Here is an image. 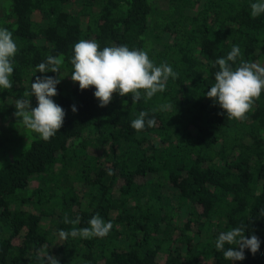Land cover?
<instances>
[{"label": "trees", "instance_id": "obj_1", "mask_svg": "<svg viewBox=\"0 0 264 264\" xmlns=\"http://www.w3.org/2000/svg\"><path fill=\"white\" fill-rule=\"evenodd\" d=\"M252 2L0 0V28L13 32L19 49L10 79L61 78L52 99L66 112L53 138L32 140L0 167V264H39L43 246L59 264H264V90L243 121L229 120L206 96L219 70L213 64L233 45L245 61L264 65V14L253 18ZM81 39L144 49L179 77L147 102L114 93L101 108L94 87L65 83ZM61 54L59 74L36 72ZM29 88L15 92L34 105ZM5 91L0 113L15 110L6 108ZM167 102L171 110L152 113ZM140 111L156 125L138 133L131 122ZM97 213L113 224L106 237L60 240L59 230L73 227L65 215L79 216L83 228ZM241 223L260 249L227 261L215 240Z\"/></svg>", "mask_w": 264, "mask_h": 264}, {"label": "clouds", "instance_id": "obj_2", "mask_svg": "<svg viewBox=\"0 0 264 264\" xmlns=\"http://www.w3.org/2000/svg\"><path fill=\"white\" fill-rule=\"evenodd\" d=\"M250 10L253 18L264 14V0H254L250 4ZM18 50L13 32L7 28H0V89L10 90L13 87L10 77L14 72V58ZM63 63L62 54L48 55L44 62L36 66V72L59 74ZM70 63L73 67L71 80L79 84L81 91L94 87L96 89L94 97L99 101L101 108L112 102L114 93L121 97L131 94L132 104L142 99L147 102L157 93L166 90L170 78L176 80L179 77V73L166 61L157 66L144 49H130L127 45L101 49L94 39L79 40L73 46ZM217 65L219 70L215 73V83L206 92L207 98L217 103L229 120H246L247 114L264 90V65L245 61L238 45H233L226 57L216 59L213 67ZM60 82L61 78L37 76L35 81L31 82L30 92L25 93L26 96L36 98V107L33 108L30 99L25 98L17 99L14 103L16 111L13 115L27 130L38 134L45 142L59 132L65 120V110L52 99L58 95L57 85ZM124 103L127 104V101ZM171 109V102H167L154 107L151 111L156 113ZM71 111L74 114L77 112L75 105L71 107ZM148 116L147 111H140L132 120L131 127L138 133L145 128L154 127L156 120ZM260 215L264 216V209L260 210ZM63 222L73 227L70 231L59 230L60 240H66L68 237L104 238L113 228L112 222H106L99 213L91 217L88 227H76L81 222L79 216L70 219L65 215ZM246 228L247 225L241 223L219 233L215 240V249L222 252L225 260L243 261L246 258V249L253 256L259 251L260 239L254 234L246 236ZM45 249L46 246H43L37 253L39 264H59V260L48 254Z\"/></svg>", "mask_w": 264, "mask_h": 264}, {"label": "rangeland", "instance_id": "obj_3", "mask_svg": "<svg viewBox=\"0 0 264 264\" xmlns=\"http://www.w3.org/2000/svg\"><path fill=\"white\" fill-rule=\"evenodd\" d=\"M68 82L73 83L71 78H68L65 83L67 84ZM24 85L30 86L31 88L30 81L26 80L23 85L13 84L12 89L5 91L4 104L6 108H15L14 103L15 100L18 99L17 94H19V92H15L16 87H24ZM31 106L34 108L36 104L33 105L31 103ZM15 111L16 109H5L4 112L0 113V167L13 161L29 147L32 140L39 138L38 134L27 130L23 124L17 120L13 115ZM100 151L101 150H99V153Z\"/></svg>", "mask_w": 264, "mask_h": 264}]
</instances>
